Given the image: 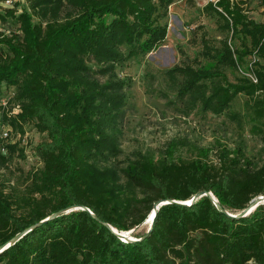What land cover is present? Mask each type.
Masks as SVG:
<instances>
[{
    "label": "trees",
    "instance_id": "16d2710c",
    "mask_svg": "<svg viewBox=\"0 0 264 264\" xmlns=\"http://www.w3.org/2000/svg\"><path fill=\"white\" fill-rule=\"evenodd\" d=\"M6 1L0 0V8ZM178 1L27 0L30 13L2 9V20L17 18L19 28L0 31V90L15 92L10 107L0 106V122L21 132L33 124L46 138L35 147L43 167L22 193L0 183V246L75 205L131 231L159 201L185 202L212 192L237 214L264 195V164L253 169L241 149H222L215 163L203 149L192 160L141 156L123 170L109 165L118 155L116 122L126 100L116 68L165 42L169 8ZM245 4L220 0L203 9L217 15L232 37H243L241 48L229 41L211 48L204 39L203 55L214 66L183 62L166 75L179 98L205 113L222 114L245 94L264 126V21L251 19ZM260 4L264 15V0ZM249 56L255 57L251 66L245 65ZM90 61L101 68L97 73L108 75L106 83L94 78ZM228 68L254 73L258 81L243 75L231 82ZM10 143L6 148L14 154L17 146ZM176 150L172 142L168 153ZM0 264H264V205L241 219L220 212L206 196L192 206L164 205L150 235L132 243L76 210L26 234L0 254Z\"/></svg>",
    "mask_w": 264,
    "mask_h": 264
},
{
    "label": "rangeland",
    "instance_id": "374dc122",
    "mask_svg": "<svg viewBox=\"0 0 264 264\" xmlns=\"http://www.w3.org/2000/svg\"><path fill=\"white\" fill-rule=\"evenodd\" d=\"M244 1L248 16L263 22L261 0ZM10 7L0 8V31H17V18L2 20V9H15L16 15L23 11L31 12L27 0H13ZM206 0H180L169 8L168 36L165 42L147 55L130 61L124 66L118 65L116 75L124 83L122 92L125 103L116 122V142L118 155L109 165L123 170L130 161L146 156L157 161H180L200 158L203 149H209L208 160L217 161L219 152L227 148L236 153L242 150L253 169L264 164V126L255 119L251 99L240 94L230 108L222 114L203 112L200 105L191 108L187 98H179L170 88L171 81L167 71L175 65L189 63L195 67L214 66V62L203 55V40L209 46L220 49L225 41L235 48H241L244 42L241 35L232 37L222 28L219 17L204 12ZM38 22L37 18H34ZM255 57H247L245 65H252ZM93 76L100 83H106L108 75L97 73L101 69L90 61ZM249 66V67H250ZM246 72V71H244ZM241 70L228 68L226 74L235 82L244 74ZM14 88L3 87L0 90V106L10 107ZM16 111V109L14 110ZM1 114V112H0ZM1 117V116H0ZM5 128L11 130V145L17 151L10 154L6 143L0 141V183L22 193L32 177L43 167L41 159L35 154V147L46 138L33 124L24 125L23 132L14 130L0 122V135ZM110 133V131H109ZM177 143V150L170 155V144ZM24 151V157L20 151ZM150 227L147 219L139 228L133 229L131 236L136 238L145 234Z\"/></svg>",
    "mask_w": 264,
    "mask_h": 264
},
{
    "label": "water",
    "instance_id": "95a60500",
    "mask_svg": "<svg viewBox=\"0 0 264 264\" xmlns=\"http://www.w3.org/2000/svg\"><path fill=\"white\" fill-rule=\"evenodd\" d=\"M204 196L209 197L212 200L213 204L216 206V208L220 212H222V213L226 214L227 216L234 218V219L246 218V217L250 216L252 213H254L259 206L264 205V195H261V196L256 197L255 199H253L250 202V204L248 205V207H246L241 212H239L237 214H232L229 211L225 210L220 205L218 199L214 196V194L212 192L198 193L195 196H193L190 200L185 201V202L177 201V200L159 201L154 205V208L148 217V219H151L150 227H149L148 231L146 232V234L141 238L132 237L131 236L132 231H119L116 228H114L113 226H111L110 224L101 221L98 218V216H96L89 208H87L85 206L75 205V206H71L67 209L60 210L59 212L49 216L48 218L36 223L32 227H30V228L24 230L23 232L17 234L11 241L0 246V254L3 253L4 251H6L7 249H9L12 245L16 244L20 239H22L26 234H28L32 230L42 226L43 224H45L46 222H48L50 220H53L55 218H58L60 216H63L65 214H68V213H70L72 211H76V210H83V211L90 213L93 216V218H95L97 221L101 222L105 227H107L112 233H114L123 242H125V243L139 242L141 240H144L146 237H148L150 235V233L152 232L154 222H155V218L157 216L159 209L162 206L169 205V204H177L180 206H192L194 203H196L199 199H201Z\"/></svg>",
    "mask_w": 264,
    "mask_h": 264
},
{
    "label": "built area",
    "instance_id": "2783aa9c",
    "mask_svg": "<svg viewBox=\"0 0 264 264\" xmlns=\"http://www.w3.org/2000/svg\"><path fill=\"white\" fill-rule=\"evenodd\" d=\"M219 1L220 0H206L205 4L212 3L213 5L216 6ZM13 4H14L13 0H7L5 3H2V5L4 7H10V5H13ZM246 76L249 77L254 83H257L258 80H257L256 76L254 75V73H246ZM15 109H16V111H14V113H18L19 107L17 106L13 110H15ZM11 133L12 132L9 128H5L0 135V141H4L7 145L12 139Z\"/></svg>",
    "mask_w": 264,
    "mask_h": 264
},
{
    "label": "bare ground",
    "instance_id": "6f19581e",
    "mask_svg": "<svg viewBox=\"0 0 264 264\" xmlns=\"http://www.w3.org/2000/svg\"><path fill=\"white\" fill-rule=\"evenodd\" d=\"M150 222H151V219H150Z\"/></svg>",
    "mask_w": 264,
    "mask_h": 264
}]
</instances>
